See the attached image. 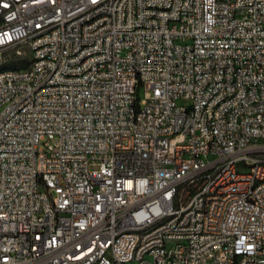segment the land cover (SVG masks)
<instances>
[{
    "label": "built area",
    "instance_id": "2783aa9c",
    "mask_svg": "<svg viewBox=\"0 0 264 264\" xmlns=\"http://www.w3.org/2000/svg\"><path fill=\"white\" fill-rule=\"evenodd\" d=\"M24 46L0 264H264V0H0Z\"/></svg>",
    "mask_w": 264,
    "mask_h": 264
},
{
    "label": "rangeland",
    "instance_id": "374dc122",
    "mask_svg": "<svg viewBox=\"0 0 264 264\" xmlns=\"http://www.w3.org/2000/svg\"><path fill=\"white\" fill-rule=\"evenodd\" d=\"M22 54L19 55L14 51H7L0 54V68H5L9 66H20L22 65V58H26L30 55L28 47H22Z\"/></svg>",
    "mask_w": 264,
    "mask_h": 264
},
{
    "label": "trees",
    "instance_id": "16d2710c",
    "mask_svg": "<svg viewBox=\"0 0 264 264\" xmlns=\"http://www.w3.org/2000/svg\"><path fill=\"white\" fill-rule=\"evenodd\" d=\"M23 62H25V60H23Z\"/></svg>",
    "mask_w": 264,
    "mask_h": 264
}]
</instances>
